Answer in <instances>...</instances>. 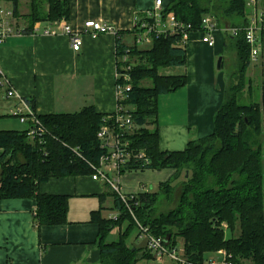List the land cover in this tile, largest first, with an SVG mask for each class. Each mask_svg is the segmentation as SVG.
<instances>
[{"label":"trees","instance_id":"trees-1","mask_svg":"<svg viewBox=\"0 0 264 264\" xmlns=\"http://www.w3.org/2000/svg\"><path fill=\"white\" fill-rule=\"evenodd\" d=\"M2 1L12 4L15 18L25 19L24 30L28 33L38 22L70 18V0ZM259 1L262 24L258 35L264 37V0ZM24 2L28 12L20 15ZM248 8V0H173L166 7L165 11H173L178 20L193 29L200 28L202 16L208 13L215 15L218 25L241 29L235 36L227 33L233 41L229 46L236 53L235 70L214 115L213 132L190 141L182 150L160 151L157 107L160 95L173 93L187 83L185 75L159 74L160 68L185 65V47L176 45L175 35L159 36L145 49L116 39L118 66L127 51L132 66L128 72L131 89L120 103L137 128L125 138L132 148L143 150L148 160L146 164L130 162L121 168V173L148 168L175 170L174 176L159 184L156 191L135 194L130 209L149 234L174 246L180 238L184 256L192 263H203L207 253L222 250L231 255V264H264V95L258 94L261 80L247 77L250 45L243 28L248 25ZM221 64L222 61L220 67ZM146 81L149 85L145 86ZM246 87H258L254 92L259 101H253L254 92L243 97ZM27 101L34 109V102ZM108 115L97 112L91 104L74 113L38 115L46 129L41 143L30 140L26 129L0 130V199L36 200L37 228L65 225L69 195L41 192L40 184L50 178L92 175L91 164L97 166L103 153L97 132L104 120L111 122ZM181 175L183 178L178 181ZM177 187L176 199L173 195ZM108 195L113 198L112 209L118 212L117 218L103 216L102 206L91 211L90 218L98 226L94 243L100 264H136L149 258L146 248L127 244V237L136 227L134 219L110 186L98 196L102 204ZM161 198L174 202V207L158 211ZM123 222L126 227L121 230ZM116 227L118 236L109 241L108 235Z\"/></svg>","mask_w":264,"mask_h":264},{"label":"crops","instance_id":"crops-1","mask_svg":"<svg viewBox=\"0 0 264 264\" xmlns=\"http://www.w3.org/2000/svg\"><path fill=\"white\" fill-rule=\"evenodd\" d=\"M172 1L162 0V5L167 7ZM258 1L256 8L261 10ZM154 2L70 0V18L64 20L73 30L81 32L82 25L88 19L115 28V33H104L96 38L82 35L81 32L83 45L78 51L72 50L64 33H43L52 23L38 22L28 33L24 30L26 21L14 17L15 26L22 32L8 37L0 45L1 73L7 77L18 96L34 102L38 115L74 113L90 104L99 113L113 114L118 106L116 39L128 46L133 45L134 17H143L145 11L153 8ZM4 4L12 10L9 2L2 1L0 7ZM248 7L247 18L253 13L250 0ZM220 27L217 26V31L212 35L215 39L213 46L203 43L199 34H192L185 45V65L174 66L179 68V74L175 75H185L187 83L173 93L160 95L158 100L160 151L182 150L190 141L202 139L213 132V118L224 99L228 82V75L218 72L215 67L216 57L224 51L222 33L227 34L224 31L227 27ZM257 38L260 40V55L257 61H251L248 74L252 71L251 76L261 80L260 94L264 95V37L258 35ZM145 45L136 44L139 48ZM9 100L10 113L15 101ZM174 174L175 170L170 168L124 171L118 177V183L122 193L135 195L152 191L154 184L158 189L159 184L170 180ZM40 185L41 192L69 195L67 223L37 228L34 221L36 200L0 199V264H100V255L94 243L98 226L92 224L90 218L91 211L100 206L103 210H113L112 206L104 207L107 197L112 198L110 195L105 197L103 204L98 198L107 192L109 185L91 179L89 175L50 178ZM131 186L134 190L129 188ZM72 204H76V215L70 213ZM110 215L112 212L107 217L111 218ZM118 215L117 212L112 217ZM179 242L182 243L180 238ZM138 247L146 248V244ZM214 255L222 256V251ZM216 257L207 260L219 261ZM142 260L152 261L151 264L164 262L157 261L152 253Z\"/></svg>","mask_w":264,"mask_h":264},{"label":"built area","instance_id":"built-area-1","mask_svg":"<svg viewBox=\"0 0 264 264\" xmlns=\"http://www.w3.org/2000/svg\"><path fill=\"white\" fill-rule=\"evenodd\" d=\"M250 2L253 6V13L251 17L248 18V25L243 28V32L244 38H246L247 43L250 45V59L252 62H255L260 55V40L257 38V33L262 24V11L256 8V0H250ZM165 10L166 7L162 5V0H155L153 8L145 11L143 17H134V44L151 45L153 42L152 40L158 39L159 36L175 35L178 40L176 45L185 47L192 34H199L202 42L206 43L208 46H213L215 44V39H213L212 35L217 29V25L210 15L205 14L202 16L200 21L201 26L197 30L193 29L192 25L189 23L185 24L178 20L173 11ZM15 25L16 23L12 15V10L0 7V45L3 44L8 37L18 35L22 32L21 29ZM51 25V27L45 28L43 33L47 35H56L59 32L64 33L68 37L73 51L81 49L83 45L82 35L86 34L92 38H96L104 33H115V28H113V26L92 19H88L82 25V35L80 31L73 30L70 24L64 19H59V21H55ZM240 30L239 28L229 27L224 31L235 36L239 34ZM127 53L123 55L122 63L118 66L119 69L117 68V109L113 114L107 116V119H111V122L107 123L104 120L97 132V139L103 153L97 166L91 164V169L94 170L91 179L100 180L108 184L127 210L132 214L133 211H131L130 205L131 201L134 199V195H126L121 192L118 177L124 165L130 162L146 164L148 160L143 150L132 148L129 141L125 138L126 134L133 133L137 128L132 122L131 114L120 103L122 100L127 99V93L131 89V85L128 84L130 80L128 72L131 71L132 66L129 64V55H127ZM0 87L6 88V98L14 99L15 101V105L10 110V114L17 117L22 124L26 125L25 129L27 130V136L30 140L34 141L38 139V142L41 143L46 129H44L38 115L31 107V104L27 99L16 94L14 88L10 86L7 77L1 73V70ZM73 151L76 155L80 156L77 150L73 149ZM109 172H113L115 177L111 178ZM138 227L141 235L146 239L147 251L152 253L157 261H163L165 258H168L174 264H231V255L222 250L221 261L208 260V262L203 263H192L186 259L184 252L181 251L182 253H180L178 251L177 246L168 244L165 239L149 234L147 228L141 225Z\"/></svg>","mask_w":264,"mask_h":264},{"label":"rangeland","instance_id":"rangeland-1","mask_svg":"<svg viewBox=\"0 0 264 264\" xmlns=\"http://www.w3.org/2000/svg\"><path fill=\"white\" fill-rule=\"evenodd\" d=\"M9 4L11 5L10 6V8H11L12 7V4L10 2H9ZM3 7H5V8L7 7L8 8L7 4H4ZM19 10H20V13L21 14H23V15L26 14L28 12V5H27V3H25V2L22 3L21 6H20V8H19ZM208 15H210L214 19V22L216 23V25L218 27L223 26V25H218L217 24V22L215 20V15H213V13H208ZM18 20L21 21V20H25V19L23 17H21ZM224 34L222 33V39H224V43H225V45H224V51L222 52V55L219 54L216 57L215 67L217 66L218 59L219 58H222V62H223L222 68L221 69L218 68V67H216V68H217L218 72H223L224 74L226 73L228 75V78H227V81H228V79L230 78L229 76L235 70V56H236V53H235L234 49L229 46L230 42H233L232 41V38H229L228 34H226V35H224ZM147 47H150V45H145V47H141V49H145ZM177 69H179V68H177V67H174V68L173 67H168V68H165V69L164 68H160L159 74L160 73L161 74H164V75H174L175 73H178L179 74V70H177ZM251 72L252 71H250V74H248V72H247V77H249V78L252 77L251 76ZM144 85L145 86L146 85H149V83L146 81V82H144ZM257 88L258 87H255V89H254L252 87V89L249 90V88L246 87L245 90H244V93H242L243 97L248 98L247 93L249 91L250 92H254V90L256 91ZM5 94H6V88L5 87L4 88H1L0 89V130H7V129H9V130H19V131L20 130H24L26 128V125L25 124H22L17 117H15V116H13V115H11L9 113V106L11 105V101L8 98H6ZM258 94L261 95L259 89H258ZM253 95H254L253 101H259V100H257V95L255 94V92L253 93ZM240 102L242 103L244 101H240ZM134 170H137V169H134ZM134 170H131V171H134ZM109 173H110L109 174L110 177L113 178L114 177V174L112 172H109ZM132 173H134V172H132ZM182 178H183V175L180 176V178L178 179V181L181 180ZM126 181H128V180L126 179ZM152 186L153 187H152L151 190L152 191H155L157 189L156 188L157 185L154 184ZM131 187H129V188L131 190H134V187L133 186H131ZM178 193H179V188L177 187V189H176V191L174 192V195H173L176 199L178 197L177 196ZM75 205L76 204H72L71 212L70 213L76 215V213H74L75 212L74 211ZM174 205H175L174 202H171L170 203V202L165 201L164 198H161L160 203L157 206V209H158V211H163L164 212L167 209L174 207ZM111 206H112V198L107 197V202L104 204V207L107 208V207H111ZM110 212H112V215H110L111 217L112 216H115L116 213H117L116 211L110 210L109 208L102 210L103 216H106V217H107V215ZM129 213L131 214L130 211H129ZM131 216L134 219V223H135L136 227L131 230L129 236L127 237V239H126L127 240V244L129 246H132V247L144 246L146 244V239L143 237V235H139V233H138L139 230L137 228L138 222L135 219V216H134L133 213L131 214ZM116 218H117V216H116ZM116 218H114V220ZM125 225H126V222H123L122 225H121L122 226L121 227V230H123L126 227ZM223 226L226 227L227 224L226 223H223ZM237 232H238V230H236V233ZM118 233H119V228L118 227L114 228L110 232V234L108 235V240L109 241L115 240L117 238V236H118ZM225 234L228 235L229 232L226 231ZM176 246L178 248V251L180 253H182L181 252L183 250L182 243L179 242ZM215 256H218L216 258L219 259V261L222 260V256H220V255H214V253H207V255L205 256V260H207V259H215ZM151 262L152 261H149V260H140V261L137 262V264H151ZM170 262L171 261L168 258H165L164 259V262H162L161 264H170ZM152 264H154V263H152ZM245 264H249V263H245Z\"/></svg>","mask_w":264,"mask_h":264},{"label":"water","instance_id":"water-1","mask_svg":"<svg viewBox=\"0 0 264 264\" xmlns=\"http://www.w3.org/2000/svg\"><path fill=\"white\" fill-rule=\"evenodd\" d=\"M221 61H222V58H219L218 61H217V66H216V67L221 68V67H220V63H221Z\"/></svg>","mask_w":264,"mask_h":264},{"label":"bare ground","instance_id":"bare-ground-1","mask_svg":"<svg viewBox=\"0 0 264 264\" xmlns=\"http://www.w3.org/2000/svg\"><path fill=\"white\" fill-rule=\"evenodd\" d=\"M113 218H116V217H113ZM139 224V223H138ZM140 225V224H139ZM138 225V226H139ZM138 229H139V227H138ZM140 230V229H139ZM140 235H141V232H140ZM166 241V240H165ZM216 261V260H215ZM172 262V261H171ZM205 262H208V260L207 261H205ZM172 264H174L173 262H172Z\"/></svg>","mask_w":264,"mask_h":264}]
</instances>
